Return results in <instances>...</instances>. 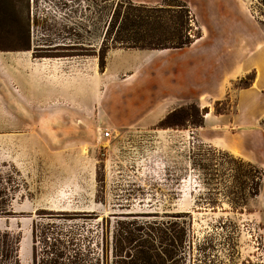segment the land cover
<instances>
[{
    "label": "rangeland",
    "instance_id": "1",
    "mask_svg": "<svg viewBox=\"0 0 264 264\" xmlns=\"http://www.w3.org/2000/svg\"><path fill=\"white\" fill-rule=\"evenodd\" d=\"M182 1L201 32L184 51L182 99L167 86L173 77L164 56L176 50L111 49L101 68L111 16L101 0H16L30 34L26 51L12 49L16 27L0 21V192L12 198L0 231L18 238L19 264H32L33 222L72 230L81 244L90 236L99 243L103 221L163 210L190 211L198 241L210 234L221 243L239 230V256L215 253L213 264H264V180L248 206L254 212L235 214L239 205L224 195L240 192L234 165L210 151L264 170V26L255 0H235L215 26ZM193 57L202 70L226 69L220 99L204 89L203 77L190 95ZM248 74L256 79L240 93L234 82ZM192 104L201 113L183 129H160L168 114ZM200 118L203 127L192 128ZM200 160L211 170L201 171Z\"/></svg>",
    "mask_w": 264,
    "mask_h": 264
},
{
    "label": "trees",
    "instance_id": "2",
    "mask_svg": "<svg viewBox=\"0 0 264 264\" xmlns=\"http://www.w3.org/2000/svg\"><path fill=\"white\" fill-rule=\"evenodd\" d=\"M16 0H0V21H11L15 34L20 40L13 50H30L31 41L27 28H22ZM105 12L111 16L106 21V31L101 45V68L105 55L111 49L123 50H178L190 47L200 37L196 19L189 5L182 0H161L157 5L135 3L133 0H101ZM259 17L264 26V0H255ZM21 36V37H20ZM255 77L246 75L235 81L237 89H248ZM207 108L203 111L206 113ZM195 104L190 108L181 107L168 114L160 123V129H183L188 118L200 114ZM192 128L203 127V120ZM220 158H230L236 174V189L240 192H225L235 214H251L248 206L260 195L264 180V170L249 160L218 149L210 150ZM227 155V156H226ZM219 159V158H218ZM217 159V160H218ZM243 167H240V163ZM196 166L201 171L211 169L203 160ZM236 167V168H235ZM240 179V180H239ZM11 194L0 192V216L10 214ZM137 215H127L132 220L119 219L113 224L104 222L101 242L90 236L83 244L72 230H64L61 225L33 222L32 225V264H198L209 261L215 253L239 256V230L224 242L217 243L208 234L198 241L194 236L193 217L190 211H155ZM236 227V224H235ZM39 244L42 250L39 251ZM19 240L8 232L0 231V264H19Z\"/></svg>",
    "mask_w": 264,
    "mask_h": 264
},
{
    "label": "crops",
    "instance_id": "3",
    "mask_svg": "<svg viewBox=\"0 0 264 264\" xmlns=\"http://www.w3.org/2000/svg\"><path fill=\"white\" fill-rule=\"evenodd\" d=\"M190 3L196 5L199 7V12L202 17V19L206 22L207 25L215 26L214 22H216V19H224L228 14L230 15L232 13L231 8L237 7L235 4V0H187ZM241 13V12H240ZM241 15H243L241 13ZM243 21H240V26H242ZM242 30L240 29V33ZM193 45V44H192ZM191 45V46H192ZM190 46V47H191ZM189 48V47H188ZM184 49H178L175 52H173L170 55H166L164 57L168 58L166 59V69H170V73L172 75V79L168 80V91H171L176 99H182L186 96L185 93V87H184V57L190 52H184L186 51ZM134 50V49H131ZM166 51V50H162ZM199 59V60H198ZM238 55L234 56V60H238ZM192 65H194L191 69V76L193 78V90H190V95L193 96L196 93L200 91V79L202 78V81L204 83V89L206 88L212 95L214 96V100H218L223 95V90L220 87L221 82H223V76L225 75L226 69L225 68H206L204 70L200 67V58H196L192 60ZM195 63L198 66H195ZM255 68V67H254ZM249 68H246L244 70L247 71ZM248 89L240 90V93L243 91H247ZM188 95V96H190Z\"/></svg>",
    "mask_w": 264,
    "mask_h": 264
},
{
    "label": "bare ground",
    "instance_id": "4",
    "mask_svg": "<svg viewBox=\"0 0 264 264\" xmlns=\"http://www.w3.org/2000/svg\"><path fill=\"white\" fill-rule=\"evenodd\" d=\"M209 114H207L206 116H208Z\"/></svg>",
    "mask_w": 264,
    "mask_h": 264
}]
</instances>
